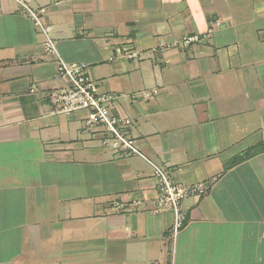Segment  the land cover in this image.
I'll return each instance as SVG.
<instances>
[{
  "label": "crops",
  "instance_id": "0c3cea01",
  "mask_svg": "<svg viewBox=\"0 0 264 264\" xmlns=\"http://www.w3.org/2000/svg\"><path fill=\"white\" fill-rule=\"evenodd\" d=\"M28 1L141 155L55 112L59 58L1 0L0 264H264V0ZM152 164L209 184L178 232Z\"/></svg>",
  "mask_w": 264,
  "mask_h": 264
},
{
  "label": "built area",
  "instance_id": "2783aa9c",
  "mask_svg": "<svg viewBox=\"0 0 264 264\" xmlns=\"http://www.w3.org/2000/svg\"><path fill=\"white\" fill-rule=\"evenodd\" d=\"M13 1L22 7L27 17L45 35L46 52L59 58L58 74L60 78L66 81L67 85L49 94L55 112L72 114L79 111H87L86 128L94 131H104L116 140L118 149L141 155L133 141L126 137L123 131L124 128L130 125V121L118 118L112 112L111 102L120 96L100 94L97 84L88 74L85 65L68 64L59 57L58 42L50 36L52 27L46 25L44 22L46 14L44 8L35 9L30 5L28 0ZM193 40L187 39V42ZM195 40L197 39L195 38ZM131 56L136 57L137 55L132 54ZM156 93L157 91L153 94ZM141 96L148 97L145 93L144 95L141 94ZM133 98H137V96L134 95ZM104 143H107V141H104ZM152 166L159 188L157 211L160 213L172 212L175 216V232H178L184 226L187 219V214L182 209L183 201L190 196L206 194L209 190V184L184 185L174 179V175L170 169L155 164H152Z\"/></svg>",
  "mask_w": 264,
  "mask_h": 264
}]
</instances>
